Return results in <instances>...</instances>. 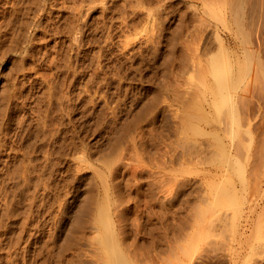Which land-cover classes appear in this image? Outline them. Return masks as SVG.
<instances>
[{"label": "rangeland", "instance_id": "374dc122", "mask_svg": "<svg viewBox=\"0 0 264 264\" xmlns=\"http://www.w3.org/2000/svg\"><path fill=\"white\" fill-rule=\"evenodd\" d=\"M42 1L0 0V264H93L101 206L134 264H264V87L239 82L234 120L214 90L220 45L248 64L264 45L229 0Z\"/></svg>", "mask_w": 264, "mask_h": 264}, {"label": "bare ground", "instance_id": "6f19581e", "mask_svg": "<svg viewBox=\"0 0 264 264\" xmlns=\"http://www.w3.org/2000/svg\"><path fill=\"white\" fill-rule=\"evenodd\" d=\"M38 1V2H37ZM125 1V0H124ZM144 1V0H143ZM18 2H20V1H18ZM37 2V4L35 5V8H42V6H43V2H45V1H42V0H35V3ZM42 2V3H41ZM82 2V1H81ZM89 2V1H88ZM141 2V1H140ZM87 3V2H86ZM139 3V2H138ZM19 4V3H18ZM76 4H78V3H76ZM149 4V3H148ZM226 4H228V6L226 5V10L228 11V12H230L231 13V15H232V17H233V22H234V26L233 27H235L236 28V30H237V32L239 31L240 32V36H242V39L243 40H245L248 44H245L246 45V47H247V45L248 46H252V44L254 45V41H255V39H254V36L256 37V42H257V45L258 44H260V45H262V47H263V45H264V35L263 34H259V32H257V29L258 28H252L253 27V25L255 24L256 25V23L258 22L259 24H258V26L257 27H260V25L262 26V27H264V23H263V21H264V19L263 20H261V23H260V19L261 18H259V20H257L256 18L258 17V15H260V17H263L264 18V0H229V3L227 2ZM88 5V4H87ZM246 5H247V8H246ZM132 6V5H131ZM138 6V5H137ZM191 6V5H190ZM204 6V5H203ZM223 6H225V5H223ZM19 7H20V5H19ZM77 7V6H76ZM82 7V6H81ZM27 8V7H26ZM43 8H44V6H43ZM202 8V7H201ZM206 8H209V7H206ZM79 9V8H78ZM245 9H247V15L250 17H248L247 19H249V21H250V26H252L251 28H250V30H248L247 28H243V25H244V21H245V15H244V13H246L245 12ZM40 10H42V9H40ZM40 10H38V11H40ZM148 10H150V9H148ZM205 10V9H204ZM203 10V11H204ZM43 11V10H42ZM179 11V10H178ZM148 13V12H147ZM155 15V14H154ZM211 15V14H210ZM213 15V14H212ZM10 16V15H9ZM125 17V16H124ZM213 17V16H212ZM216 17V16H215ZM96 18V17H95ZM118 19V18H117ZM156 19V18H155ZM216 19H217V17H216ZM111 20V19H110ZM114 20V19H113ZM256 20H257V22H256ZM45 21V20H44ZM82 21V20H81ZM254 22V23H253ZM1 23V22H0ZM11 23V22H10ZM207 23V22H206ZM210 23V22H209ZM154 24V23H153ZM249 24V23H248ZM14 25V24H13ZM98 25V24H97ZM135 26V25H134ZM155 26V25H154ZM13 27V26H12ZM204 27V26H203ZM255 27V26H254ZM15 28V27H14ZM199 28V27H198ZM210 28V27H209ZM13 29V28H12ZM62 29V28H61ZM260 29V28H259ZM264 29V28H263ZM126 30V29H125ZM96 31V30H95ZM196 31V30H195ZM1 32V31H0ZM17 32V31H16ZM79 32V31H78ZM18 34V33H17ZM107 35V34H106ZM128 37V36H127ZM76 40V39H75ZM159 40V39H158ZM239 40V39H238ZM93 41V40H92ZM185 41V40H184ZM230 41V40H229ZM244 41V42H245ZM62 42V41H61ZM163 42V41H162ZM241 42H242V40H241ZM121 43V42H120ZM213 43V42H212ZM221 43V42H220ZM251 44V45H250ZM73 45V44H72ZM256 45V44H255ZM256 45V46H257ZM227 45H225V47H226ZM204 47V46H203ZM222 46L220 45L219 46V52H218V55L216 56V65H215V67H214V69H215V77H216V85H215V91H216V94H217V96H218V99L219 98H221V104H223V105H226V106H228L227 108H229V111H230V116H231V118L233 119L235 116H236V113H235V111H234V102H235V100H234V98H233V93L238 89V87H240L239 86V82H242L243 80H245L248 76L250 77V75L252 74V72H253V75L255 76V74L257 75V77H255L256 78V84H257V82L260 84V86H258L257 85V87L260 89V92H262V91H264V89L261 91V88H263L264 87V78H262L261 76H262V74H264V61H262V60H258V62H256L257 63V67L255 66V64H253V63H251V64H248V63H244V62H242L241 60H240V58H239V56H238V59L236 58V60H235V62H234V60H232V59H229L228 57L229 56H227L226 54V52L224 53V48L222 47ZM258 47V46H257ZM260 48V47H259ZM175 49V48H174ZM229 49V48H228ZM257 49V48H256ZM247 50L249 51V49L247 48ZM251 50V49H250ZM48 51V50H47ZM223 51V52H222ZM226 51H227V49H226ZM261 51V50H260ZM133 52H134V50H133ZM208 52V51H207ZM228 52V51H227ZM235 52V51H234ZM253 53H254V51H252ZM4 53H5V51H4ZM224 53V54H223ZM249 53V52H248ZM38 54V53H37ZM103 54V53H102ZM139 54V53H138ZM236 54V53H235ZM256 54V53H255ZM230 55V54H229ZM85 56V55H84ZM255 56V55H254ZM260 56V55H259ZM177 57V56H176ZM236 57H237V55H236ZM248 57V56H247ZM66 58H67V56H66ZM230 58H233L232 57V55L230 56ZM255 58V57H254ZM140 59H142V58H140ZM13 60V59H12ZM14 62V61H13ZM50 62V61H49ZM213 63V62H212ZM107 65V64H106ZM52 66V65H51ZM57 66V65H56ZM121 66V65H120ZM95 67V66H94ZM188 67V66H187ZM128 68V67H127ZM141 68V67H140ZM185 68V67H184ZM152 69V68H151ZM6 71V70H5ZM155 71V70H154ZM187 71V70H186ZM70 73V72H69ZM183 73H184V71H183ZM183 73H181V74H183ZM175 74V73H174ZM190 75H191V73H189ZM137 75V74H136ZM24 76V75H23ZM90 77V76H89ZM105 77V76H104ZM261 77V78H260ZM167 78V77H166ZM116 79V78H115ZM30 80V79H29ZM35 81V80H34ZM179 81V80H178ZM248 81H249V78H248ZM187 82V81H186ZM190 82V81H189ZM170 83V82H169ZM180 83V82H179ZM69 84V83H68ZM175 84V83H174ZM189 84V83H188ZM253 84H254V82H253ZM42 85V84H41ZM250 85V84H249ZM7 86V85H6ZM14 86V85H13ZM175 86V85H174ZM182 86V85H181ZM246 86V85H245ZM256 86V85H255ZM8 87V86H7ZM10 87V86H9ZM256 87V88H257ZM175 88V87H174ZM184 88V87H183ZM258 88L256 89V90H258ZM4 89V88H3ZM95 89V88H94ZM7 89H4V91H6ZM11 90V89H10ZM9 90V91H10ZM17 90V89H16ZM4 91H2L1 90V92H4ZM9 91L7 90L6 92H7V94L5 95L6 96V98H8L7 97V95L9 96V95H12L13 94V91L11 92L10 91V93H9ZM259 91V90H258ZM244 92V91H243ZM246 92V91H245ZM15 93V92H14ZM94 93V92H93ZM4 94V93H3ZM16 94V93H15ZM235 94V93H234ZM259 94V93H258ZM14 95V94H13ZM87 95V94H86ZM4 96V95H3ZM42 96V95H41ZM195 96V95H194ZM243 96V95H242ZM258 96V95H257ZM12 97H14V96H12ZM11 97V98H12ZM187 97V96H186ZM189 97V96H188ZM192 97H193V95H192ZM197 97V96H196ZM5 97H3V99H4ZM9 99V98H8ZM99 99V98H98ZM198 99V98H197ZM261 99V98H260ZM70 100V99H69ZM6 101V100H5ZM199 101V100H198ZM219 101V100H218ZM42 102V101H41ZM65 103V102H64ZM162 103V102H161ZM23 104V103H22ZM221 104H219L218 105V109H219V111H220V106H221ZM262 104V103H261ZM243 105V104H242ZM45 106V105H44ZM66 106V105H65ZM3 107H4V105H3ZM2 108V107H1ZM79 108V107H78ZM4 109V108H3ZM123 109V108H122ZM252 109V108H251ZM56 110V109H55ZM4 111V110H3ZM44 112V111H43ZM61 112V111H60ZM91 112V111H90ZM109 112V111H108ZM85 113V112H84ZM243 113V112H242ZM135 114V113H134ZM192 114V113H191ZM192 117H193V115H191ZM37 117V116H36ZM116 117V116H115ZM141 117V116H140ZM245 117V116H244ZM243 118V117H242ZM56 119V118H55ZM144 119V118H143ZM1 120V119H0ZM37 120V119H36ZM234 120V119H233ZM38 121V120H37ZM138 121H140V120H138ZM168 121V120H167ZM264 121V120H263ZM234 122V121H233ZM89 123V122H88ZM132 123V122H131ZM191 123V122H190ZM225 123H226V121H225ZM227 123H228V121H227ZM248 123V122H247ZM48 124V123H47ZM83 124V123H82ZM262 124V123H261ZM38 125V124H37ZM36 125V126H37ZM264 125V124H263ZM29 126V125H28ZM129 126V125H128ZM138 126V125H137ZM95 127V126H94ZM40 128H41V126H40ZM51 128V127H50ZM89 128V127H88ZM133 128V127H132ZM35 129V128H34ZM38 129H39V126H38ZM94 129V128H93ZM166 129V128H165ZM256 129H257V127H256ZM127 130V129H126ZM168 130V129H167ZM35 131V130H34ZM138 131V130H137ZM141 131V130H140ZM196 131V130H195ZM239 131V130H238ZM255 131V130H254ZM31 132V131H30ZM158 132V131H157ZM47 133V132H46ZM180 133V132H179ZM260 133V132H259ZM39 134V133H38ZM112 134V133H111ZM162 134V133H161ZM123 135V134H122ZM129 135V134H128ZM131 135V134H130ZM114 136V135H113ZM139 136V135H138ZM241 136V135H240ZM140 137V136H139ZM165 137H167V136H165ZM252 137V136H251ZM128 139V138H127ZM171 139V138H170ZM142 140V139H141ZM43 141V140H42ZM73 141V140H72ZM126 141V140H125ZM240 141V140H239ZM171 142V141H170ZM179 142V141H178ZM63 143V142H62ZM167 143V142H166ZM28 144V143H27ZM110 144V143H109ZM176 144V143H175ZM238 144V143H237ZM239 144H240V142H239ZM258 144V143H257ZM263 144V143H262ZM261 144V145H262ZM1 145V144H0ZM122 145V144H121ZM116 146V145H115ZM241 146V145H240ZM36 147V146H35ZM125 147V146H124ZM128 147V146H127ZM257 147V146H256ZM31 148H33V147H31ZM55 148V147H54ZM160 148V147H159ZM73 149H74V147H73ZM82 149V148H81ZM90 149V148H89ZM142 149V148H141ZM45 150V149H44ZM115 150V149H114ZM153 150V149H152ZM143 151V150H142ZM262 151V150H261ZM264 151V150H263ZM25 152V151H24ZM31 152V151H30ZM60 152V151H59ZM28 153V152H27ZM116 153V152H115ZM127 153V152H126ZM135 153V152H134ZM37 154V153H36ZM136 154V153H135ZM166 154V153H165ZM47 155V154H46ZM113 155V154H112ZM115 155V154H114ZM55 156V155H54ZM73 156V155H72ZM76 156V155H75ZM135 156V155H134ZM65 157V156H64ZM107 157V156H106ZM138 157V156H137ZM135 158H136V156H135ZM155 158V157H154ZM222 158V157H221ZM262 158V157H261ZM19 159V158H18ZM146 159V158H145ZM150 159V158H149ZM219 159V158H218ZM17 160V159H16ZM39 160V159H38ZM261 160V159H260ZM145 162V161H144ZM121 163V162H120ZM111 164V163H110ZM261 164V163H260ZM29 165V164H28ZM138 166V165H137ZM157 166V165H156ZM143 167V166H142ZM167 167V166H166ZM19 168V167H18ZM129 169V168H128ZM51 170V169H50ZM100 170V169H99ZM134 170V169H133ZM141 170V169H140ZM169 170V169H168ZM173 170V169H172ZM177 170V169H176ZM182 170V169H181ZM77 171V170H76ZM118 171V170H117ZM132 171V170H131ZM169 172H170V170H169ZM178 172V171H177ZM254 172V171H253ZM14 173V172H13ZM190 174V173H189ZM22 175V174H21ZM27 175V174H26ZM43 175V174H42ZM93 175V174H92ZM122 175V174H121ZM136 175V174H135ZM169 175V174H168ZM254 175V174H253ZM24 177V176H23ZM101 177V176H100ZM124 177V176H123ZM19 178V177H18ZM22 178V177H21ZM103 178V177H102ZM102 178H101V180H102ZM127 178V177H126ZM131 178V177H130ZM133 178V177H132ZM28 179V178H27ZM137 180V179H136ZM88 181V180H87ZM104 181V180H103ZM106 181V180H105ZM118 181V180H117ZM116 181V182H117ZM166 181V180H165ZM180 181V180H179ZM131 182V181H130ZM148 182V181H147ZM102 183V185H103V183L104 182H101ZM149 183H151L150 181H149ZM251 183H252V181H251ZM7 184V183H6ZM20 184H22V183H20ZM33 184V183H32ZM36 184V183H35ZM106 184V183H105ZM163 185H166V184H163ZM96 186V185H95ZM186 186V185H185ZM257 186V185H256ZM35 187V186H34ZM102 187H104V185L102 186ZM114 187V186H113ZM80 188V187H79ZM118 188V187H117ZM45 189V188H44ZM90 189H92V188H90ZM103 189H105V188H103ZM165 189V188H164ZM93 190H95L96 191V189H93ZM106 190H108V189H106ZM124 190V189H123ZM145 190V189H144ZM198 190V189H197ZM196 190V191H197ZM225 190V189H224ZM224 190H222V191H224ZM254 190V189H253ZM14 191V190H13ZM151 191V190H150ZM167 191V190H166ZM192 191V190H191ZM234 191V190H233ZM31 192V191H30ZM92 192V191H91ZM97 192V191H96ZM146 192V191H145ZM169 192V191H168ZM188 192V191H187ZM202 192V191H201ZM29 193V192H28ZM32 193V192H31ZM105 193H107V191H105L104 190V194ZM118 193V192H117ZM124 193V192H123ZM158 193V192H157ZM37 194V193H36ZM64 194V193H63ZM166 194V193H165ZM226 193H220V201H229L228 200V197H221V195H225ZM229 194H230V192H229ZM228 193L226 194L227 196L229 195ZM23 195V194H22ZM123 195V194H122ZM149 195V194H148ZM191 195V194H190ZM215 195V194H214ZM232 195V194H231ZM230 195V196H231ZM235 195V194H234ZM30 196V195H29ZM33 196V195H32ZM48 196V195H47ZM55 196V195H54ZM93 197L94 196H97V195H92ZM128 196V195H127ZM92 197V198H93ZM122 197V196H121ZM161 197V196H160ZM84 198H85V196H84ZM95 198V197H94ZM118 198V197H117ZM46 199V198H45ZM127 199V198H126ZM205 199H206V197H205ZM87 200H88V197H87ZM163 200V199H162ZM167 200V199H166ZM204 200V199H203ZM202 200V201H203ZM231 200V199H230ZM233 200V199H232ZM91 201H93V200H91ZM198 201V200H197ZM219 201V202H220ZM20 202V201H19ZM32 202V201H31ZM5 203V202H4ZM82 203H84V201L83 202H81L80 204H82ZM204 203V202H203ZM228 203H230V202H228ZM233 203V202H232ZM40 204V203H39ZM161 204V203H160ZM10 205V204H9ZM45 205V204H44ZM90 205V204H89ZM166 205V204H165ZM193 205V204H192ZM24 206V205H23ZM28 206V205H27ZM26 206V207H27ZM79 206V205H78ZM93 206V205H92ZM167 206V205H166ZM4 207H6L5 206V204H4ZM45 207V206H44ZM61 207V206H60ZM90 207V206H89ZM88 207V208H89ZM178 207V206H177ZM192 207V206H191ZM195 207H197V206H195ZM9 208V207H8ZM58 208H59V206H58ZM148 208V207H147ZM161 208V207H160ZM13 208H11V211H13L12 210ZM51 209V208H50ZM94 209V208H93ZM92 209V210H93ZM164 209V208H163ZM44 210V209H43ZM46 210V209H45ZM98 210H100L99 211V214L97 215V217H96V223L98 224V226H99V230L101 229V224H103L104 225V229H105V233L104 234H100V235H98V234H94V238H92L91 239V235H90V242L92 243V245L94 246V247H96L97 248V250L98 251H95V250H90L92 253H90V254H92V256L96 253L97 254V258L99 259V261H98V263L97 264H134V263H132L130 260L128 261L127 259H126V257H125V255H124V251H123V247H122V245H121V242L118 240V238L116 237V234H115V230L110 226V224H109V222L107 221V220H110L109 218L107 219V217H108V213H107V209L105 208V206H101V208H99ZM31 211V210H30ZM196 211V210H195ZM205 211V210H204ZM77 212V211H76ZM43 213V212H42ZM74 213V212H73ZM80 213V212H79ZM79 213H77L78 215H79ZM160 213V212H159ZM14 214V213H13ZM13 214H11V215H13ZM25 214V213H24ZM34 214V213H33ZM63 214V213H62ZM75 214V213H74ZM210 214H211V212H210ZM35 215V214H34ZM40 215V214H39ZM127 215V214H126ZM137 215V214H136ZM222 215V214H221ZM6 216V215H5ZM77 216V215H76ZM3 217V216H2ZM121 217V216H120ZM128 217V216H127ZM6 218V217H5ZM24 218V217H23ZM28 218V217H27ZM76 218V217H75ZM79 218H81V216L79 217ZM4 219V218H3ZM52 219V218H51ZM208 219V218H207ZM211 219V218H210ZM8 220V219H7ZM25 220V219H24ZM47 220V219H46ZM121 220V219H120ZM218 220H221V219H218ZM3 221V220H2ZM1 221V222H2ZM22 221V220H21ZM77 221V220H76ZM78 221H79V219H78ZM92 222H93V220H92ZM120 222V221H119ZM118 222V223H119ZM122 223H123V221H122ZM133 223V222H132ZM222 223V222H221ZM220 223V224H221ZM0 224H2V223H0ZM16 224V223H15ZM74 224V223H73ZM77 224H78V222H77ZM76 224V225H77ZM86 224V223H85ZM127 224V223H126ZM129 224V223H128ZM172 224V223H171ZM210 224V223H209ZM218 224V223H217ZM19 225V224H18ZM122 225H125V224H122ZM177 225V224H176ZM85 226V225H84ZM88 226V225H87ZM92 226V225H91ZM120 226V225H119ZM130 226V225H129ZM135 226V225H134ZM138 226V225H137ZM223 226V225H222ZM230 226V225H229ZM232 226V225H231ZM237 226V225H236ZM14 227V226H13ZM122 227V226H121ZM124 227V226H123ZM122 227V228H123ZM133 227V226H132ZM165 227H166V225H165ZM218 227V226H217ZM79 228V227H78ZM127 228V227H126ZM210 228V227H209ZM6 229V228H5ZM22 229V228H21ZM67 229V228H66ZM81 229H82V227H81ZM80 229V230H81ZM85 229V228H84ZM83 229V230H84ZM94 229H95V227H94ZM94 229H93V231H94ZM125 229V228H124ZM129 229V228H128ZM189 229V228H188ZM220 229V228H219ZM14 230V229H13ZM12 230V231H13ZM133 230V229H132ZM225 230H228V229H225ZM89 231V230H88ZM92 231V232H93ZM120 231H121V229H120ZM145 231H147V230H145ZM200 231V230H199ZM214 231V230H213ZM77 232H78V230H77ZM80 232V231H79ZM124 232H126V231H124ZM131 232V231H130ZM133 232V231H132ZM14 233V232H13ZM18 233V232H17ZM38 233V232H37ZM63 233V232H62ZM73 233V232H72ZM93 233H95V232H93ZM92 233V234H93ZM98 233V232H97ZM199 233V232H198ZM197 233V234H198ZM16 234V233H15ZM31 234V233H30ZM50 234V233H49ZM77 234V233H76ZM215 234V233H214ZM222 234V233H221ZM11 235V234H10ZM88 235H89V232H88ZM98 235V236H97ZM130 235V234H129ZM210 235V234H209ZM220 235V234H219ZM85 236V235H84ZM96 236V237H95ZM122 236V235H121ZM131 236V235H130ZM200 236V235H199ZM17 237V236H16ZM15 237V238H16ZM19 237V236H18ZM78 237V236H77ZM81 237V236H80ZM209 237V236H208ZM216 237H217V235H216ZM82 238V237H81ZM85 238V237H84ZM212 238V237H211ZM223 238V237H222ZM136 239V238H135ZM231 239V238H230ZM18 240V239H17ZM20 241H21V239H19ZM50 240V239H49ZM63 240V239H62ZM199 240V239H198ZM19 241V242H20ZM51 241V240H50ZM68 241V240H67ZM67 241H65V242H67ZM80 241H82L81 239H80ZM84 241V240H83ZM122 241H123V239H122ZM215 241H217V240H215ZM62 242V241H61ZM64 242V243H65ZM224 242V241H223ZM15 243H17V242H15ZM57 243V242H56ZM60 243V242H59ZM63 243V242H62ZM72 243V242H71ZM84 243H85V241H84ZM87 243H89L88 241H87ZM87 243H86V246H87ZM94 243V244H93ZM9 244V243H8ZM47 244H48V242H47ZM55 244V243H54ZM68 244V246H72V244L70 245V242H67L66 243V245ZM213 244H215V243H213ZM226 244V243H225ZM30 245V244H29ZM44 245V244H43ZM46 245V244H45ZM44 245V246H45ZM58 245V244H57ZM56 244H55V248L56 247H58ZM65 245V244H64ZM90 246H91V244H89ZM123 245H124V242H123ZM230 245V244H229ZM240 245V244H239ZM10 246V245H9ZM24 246V245H23ZM44 246H43V248H44ZM48 246H52V244L51 245H49L48 244ZM54 246V245H53ZM89 246V247H90ZM128 245H126V247H127ZM225 246V245H224ZM22 247V246H21ZM26 247V246H25ZM41 247V246H40ZM46 247V246H45ZM49 247V248H50ZM67 247V246H66ZM94 247H93V249H94ZM125 247V246H124ZM125 247V248H126ZM237 247V246H236ZM54 248V247H53ZM52 248V249H53ZM81 248V247H80ZM86 248V247H85ZM137 248V247H136ZM135 248V249H136ZM152 248H153V246H152ZM156 248V247H155ZM205 248V247H204ZM224 248V247H223ZM24 249V248H23ZM52 249L50 250V251H52ZM58 249H59V247H58ZM65 249V248H64ZM73 249V248H72ZM127 249H128V247H127ZM130 249V248H129ZM138 249V248H137ZM225 249V248H224ZM5 250V249H4ZM7 250V249H6ZM46 250H48V249H46ZM217 250V249H216ZM49 251V250H48ZM53 251H54V249H53ZM58 251V250H57ZM62 251V250H61ZM64 251V250H63ZM77 251V250H76ZM90 251H87V252H90ZM93 251H94V254H93ZM22 252V251H21ZM84 252H86V251H84ZM99 252V253H98ZM128 252H131L130 250L128 251ZM155 252V251H154ZM206 252V251H205ZM210 252V251H209ZM218 252V251H217ZM217 252H215L216 253V255L215 256H217L218 254H217ZM27 253V252H26ZM30 253V252H29ZM50 253V252H49ZM62 253V252H61ZM60 253V254H61ZM76 253V252H75ZM139 253V252H138ZM156 253V252H155ZM159 252H157V254H158ZM211 253H212V251H211ZM214 253V254H215ZM224 253V252H223ZM222 253V254H223ZM226 253V252H225ZM227 253H228V251H227ZM226 253V254H227ZM257 253V252H256ZM48 254V253H47ZM53 254H55L54 252H53ZM58 254V253H57ZM56 254V255H57ZM60 254H58V255H60ZM73 254V253H72ZM128 254H131V253H128ZM152 254H153V252H152ZM162 254V253H161ZM210 254V253H209ZM50 255H52L51 253H50ZM135 255H136V253H135ZM134 255V256H135ZM138 255V254H137ZM159 255V254H158ZM172 255V254H171ZM203 255V254H202ZM201 254H200V256H202ZM204 255H207V254H204ZM204 255L201 257V259H200V261L199 262H193L192 264H220V262H217V260L219 259H215L216 257L215 256H213V258H210L209 256H205L204 257ZM20 256V255H19ZM22 256V255H21ZM64 256V255H63ZM62 256V257H63ZM88 256H90L91 257V255H89L88 254ZM98 256H100V257H98ZM161 256V255H160ZM211 256V257H212ZM224 256H226V255H224ZM18 257V256H17ZM55 257V256H54ZM59 257V259H60V256H58ZM66 257V256H65ZM94 257V256H93ZM93 257L90 259L91 261H92V259H93ZM96 257V256H95ZM150 257V256H149ZM215 257V258H214ZM221 257V256H220ZM263 257V256H262ZM15 258V257H14ZM23 258H24V256H23ZM70 258V257H69ZM85 258V257H84ZM136 258V257H135ZM139 258V257H138ZM144 258V257H143ZM154 258V257H153ZM199 258V257H198ZM197 258V259H198ZM258 258V257H257ZM10 259V258H9ZM72 259V258H71ZM70 259V260H71ZM98 259H93L95 262L98 260ZM140 259H141V257H140ZM156 259V258H155ZM161 259H165V257H161ZM262 259V258H261ZM11 260H12V258H11ZM87 260H88V258H87ZM89 260V261H90ZM138 260V259H137ZM169 260V259H168ZM192 260V259H191ZM48 261H49V259H48ZM64 261V260H63ZM76 261V260H75ZM94 261H92V263L94 262ZM152 261H153V259H152ZM156 261H157V259H156ZM159 261V260H158ZM162 261V260H161ZM196 261V260H195ZM9 262V261H8ZM72 262V261H71ZM73 262H74V259H73ZM72 262V264H74ZM94 262V263H95ZM191 262V261H190ZM222 262V261H221ZM10 263H11V261H10ZM58 263V262H57ZM93 263V264H94ZM146 263V262H145ZM149 263V262H148ZM157 263V262H156ZM159 263V262H158ZM185 263V262H184ZM189 263V262H188ZM52 264V263H51ZM96 264V263H95ZM154 264H155V261H154ZM160 264V263H159ZM161 264H162V262H161ZM165 264V263H164ZM166 264H168V263H166ZM171 264H172V261H171Z\"/></svg>", "mask_w": 264, "mask_h": 264}]
</instances>
